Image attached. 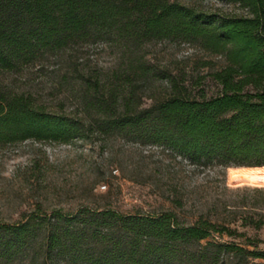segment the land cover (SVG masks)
Wrapping results in <instances>:
<instances>
[{"label":"trees","instance_id":"16d2710c","mask_svg":"<svg viewBox=\"0 0 264 264\" xmlns=\"http://www.w3.org/2000/svg\"><path fill=\"white\" fill-rule=\"evenodd\" d=\"M227 1L246 12H207L180 0H0V70L112 32L134 43L177 36L225 57L211 71L219 93L196 96L169 77L172 91L146 107L129 74L109 83L86 78L83 113L49 110L31 93L0 85V145L30 137L69 141L98 131L162 144L198 165H264V0ZM131 66L141 78L151 72L146 61ZM249 207L242 224L264 226V205ZM236 232L243 242L215 236ZM39 234L44 263L264 264L256 261L264 259L260 239L233 232L228 221L199 215L182 223L174 211L124 213L87 205L1 223L0 255L22 251Z\"/></svg>","mask_w":264,"mask_h":264},{"label":"rangeland","instance_id":"374dc122","mask_svg":"<svg viewBox=\"0 0 264 264\" xmlns=\"http://www.w3.org/2000/svg\"><path fill=\"white\" fill-rule=\"evenodd\" d=\"M180 1L207 12H246L227 0ZM140 60L151 65L147 78L131 66ZM224 62L222 52L177 36L134 43L112 32L16 69H2L0 85L31 93L49 110L83 113L86 78L109 83L116 75L123 80L129 74L136 99L140 97L146 107L172 91L169 77L184 81L196 96L219 93L221 84L211 71ZM231 166L243 165H198L162 144L117 133L90 131L69 141L30 137L6 142L0 145V224L22 222L30 213L50 216L53 210L76 211L84 205L124 213L174 211L182 223L199 215L228 221L233 232L260 239L264 249V226L242 224L251 204L264 205V196L256 191L264 192V183L230 179ZM237 233L215 236L243 242L244 236ZM42 238L39 234L11 256L1 254L0 264H66L57 259L43 262Z\"/></svg>","mask_w":264,"mask_h":264},{"label":"bare ground","instance_id":"6f19581e","mask_svg":"<svg viewBox=\"0 0 264 264\" xmlns=\"http://www.w3.org/2000/svg\"><path fill=\"white\" fill-rule=\"evenodd\" d=\"M264 165L229 167L230 179H244L255 183H264Z\"/></svg>","mask_w":264,"mask_h":264}]
</instances>
